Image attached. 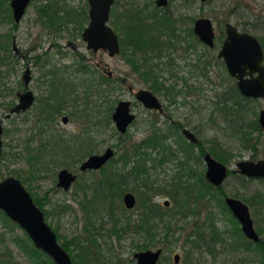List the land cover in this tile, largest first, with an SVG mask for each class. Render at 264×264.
Wrapping results in <instances>:
<instances>
[{
  "label": "rangeland",
  "instance_id": "obj_1",
  "mask_svg": "<svg viewBox=\"0 0 264 264\" xmlns=\"http://www.w3.org/2000/svg\"><path fill=\"white\" fill-rule=\"evenodd\" d=\"M64 1L73 7L78 16H76L73 22L64 24L68 30L60 31L59 33L51 31L42 23L43 20L37 18V13L40 12L38 6L46 4L48 0H30L25 13L15 26L14 21H6L0 18V54L3 53L1 50H4L2 47L4 34L10 33L11 35L9 42L10 57L8 58L5 53L7 59L4 62L0 59V116L6 111L5 103L15 99L14 93L16 88L18 89L19 75L24 63H29L36 67L37 62L32 60L35 55H48L51 59L56 60L57 50H55L54 46L49 48L53 40L60 46H65L67 40L71 39L84 49V43H81L80 28L86 25L87 18H84L81 14L83 10L87 12L89 8L88 0ZM124 1L119 0V2L114 4V12L121 10ZM144 1L146 0H133L132 2L135 5H140ZM152 2L153 0L147 2L150 4L148 8L153 7ZM169 8L172 9L176 16L180 17L208 16L214 21L216 30H219L220 26H222L223 23L220 24L221 21L223 22L225 19H228L236 23L239 28L246 25L248 27L247 30L253 32L259 38L263 35L262 24L259 20L264 19L262 18L264 17V0H171ZM247 20L253 22V24H245ZM183 21H185L183 26H190V19H184ZM74 23H76L78 30L73 29ZM69 29H71L70 32H68ZM31 48L32 50H30ZM67 50H71V48L67 46ZM164 50L167 53L159 61L157 73L159 77L162 76L166 80V83L172 82L175 79L174 77H177L176 87L182 89V92L177 95L176 100L170 102L171 104L163 99V101L168 103L167 108L168 112L171 113L170 115L184 124L188 123L187 125L190 128H194L197 136L208 150L211 146L214 147L216 145V148H218L215 150L220 151V154L226 157L225 163L230 169L236 168L235 163L239 159L264 157V130L258 132L257 130L248 128L253 136L259 133L261 141L256 146V149L243 146L238 138L240 133L233 130L232 122L224 118L223 114L216 108L214 101L218 97V92H221L228 85H234L235 83L234 79L228 76L222 61L217 60V48H207L205 46L203 48L201 44H198V48H191L183 58L176 57L177 51L175 55L169 45H166ZM43 52H46V54ZM169 53L175 60L171 69L167 67ZM197 53L199 55L203 54L204 60H208V77L198 75V71L194 67V64L198 62ZM107 61L109 64H116L111 65L116 74H118V67L127 75V82L124 84L112 82L113 87L109 88L108 93L109 103L114 105L116 97L133 99L128 85L131 84L136 88L145 85L144 81L133 78V75L136 74L135 71L126 62V59L120 55L114 57L107 56ZM154 61L158 62L157 58H154ZM170 70L175 72L176 76H171ZM184 78L187 79L186 82L188 84L192 85L193 92L190 94H185L187 91H185ZM184 96H186L185 99ZM248 104L251 110L246 113L247 118H256L259 109L264 107V97L252 99ZM151 116H154V113L146 110L140 111L139 118L128 129L129 137L134 141L142 138L148 131ZM4 122L10 125V128L3 133L4 141L8 140L14 144V151L20 153L13 157L9 152L10 148L4 145L6 154L0 158V178L8 174L20 175L17 177L21 179L31 195L36 199H41L43 209L46 212V220L58 235L59 243L62 244L65 240L69 241L66 250L70 254L73 264L75 261L77 264H91L93 262V264H136L133 253L140 249L138 244H142L147 238L143 233L132 232L130 230L123 232L121 228L125 218L136 221L140 217V197L149 195L153 201L159 203H162L165 198L169 199V205L162 206L164 213L173 211L176 201L175 197L177 200H182L184 197L183 192L175 194L172 187H170L173 181L171 179L175 175L176 167L174 163L165 162L164 167L158 164V167L155 168L153 166L154 163L148 161L145 164L147 170L145 169V172L140 174V178L137 181L130 172L134 166L132 162L134 155L132 154L131 160H129L122 170L126 174V177L121 183V187L132 191L136 195V204L133 208H126L124 206L122 194H116V189L112 190L114 193L112 192L113 194L111 195L108 193L103 195L106 192L104 188L101 191L95 190L94 179L95 177L102 176L98 170L83 174L86 178L90 177L89 182L92 181V185L86 188L85 191L74 190L73 188L67 192L58 191L54 189L56 171L61 166H67L76 170L78 163L71 161H66L67 163L65 161L48 162L47 168L41 170V172L39 171L38 176V174L33 172V168L25 161V156L21 153L23 137L27 134V129L21 124L19 117L15 121L4 120ZM160 122V132L162 134H169L167 141H170L171 136H174V134L178 136V131L174 133L168 119H163ZM113 128L114 124L111 121L107 123L106 127H96L92 131L94 139L93 150H103L105 146L117 143V132ZM73 131H77V129ZM114 149L116 150V156L122 152L119 147L118 149L114 147ZM148 150H152L149 154L155 158L161 154L158 148ZM194 154H198L196 147L194 148ZM193 164L200 169L205 167V162L202 158L201 160H194ZM114 167L120 168L119 162L114 164ZM153 179L158 180V187H166L169 192L161 191L151 194L153 188L150 189L149 186L150 181ZM143 182H146L147 186ZM262 187H264V184L260 180H247L242 174L237 172L228 175L223 182L224 190L231 195H250L254 190ZM203 201L204 199H201L196 204L199 211L198 214H192L190 211H187L188 213L186 212L185 215L179 211L172 214L171 220H167L171 227L167 238L164 237L162 230H157L155 240L150 241L147 245L149 248L162 247V254L157 264L174 263L172 256L175 252H179L181 255L180 261L177 264H182L186 261L184 250L188 249L189 246L185 244V235L192 229V224L196 219L197 222L201 223L208 208L213 212L212 215H214L218 228L226 230L233 227V222L231 223L226 218L230 217L228 212L223 213L214 202L210 203L206 209L201 203ZM111 204L114 207L110 212L109 208ZM251 215L257 229L264 225V207L260 210L252 207ZM165 217L168 218L167 215ZM88 221H92V224L87 223ZM4 228H6L5 239L4 243L0 244V246L10 250L12 261L14 260L11 264H34V258L26 253L19 243L22 240L21 238H25V231L19 225L16 226L9 223L8 227H4L0 222V231L4 230ZM115 228H118V230L115 231ZM261 234L263 235L264 231ZM228 239L232 241V236ZM26 242L29 241L27 240ZM92 242H94V245ZM87 245L93 249L90 256L81 252V247ZM255 251L257 250H241L230 253L225 251L217 256L214 263L264 264V259L260 260V253H256ZM250 253L257 255L249 259ZM203 259H205V262L201 264H210L212 257L207 254L203 256Z\"/></svg>",
  "mask_w": 264,
  "mask_h": 264
},
{
  "label": "flooded vegetation",
  "instance_id": "obj_2",
  "mask_svg": "<svg viewBox=\"0 0 264 264\" xmlns=\"http://www.w3.org/2000/svg\"><path fill=\"white\" fill-rule=\"evenodd\" d=\"M9 1L10 0H8V2ZM132 1L133 0H125L121 10L114 12L113 6L115 3L119 2V0H113L109 10L108 18L105 20V23L111 27V29L114 31V33L117 36L119 50L115 54L110 55L108 50L101 46L96 49H94L93 47H88L87 42L83 40L82 31L89 21V13L87 10L86 16L83 15L84 18H87L86 25L80 28L81 38H82L81 43H84L83 44L84 49H82L81 46L77 45V43L71 39L67 40L65 46H60L58 43H56L53 40L49 48L54 46L55 50H57L56 60L51 59L48 55L46 56L35 55L32 60L37 62V66H36L37 68L34 67L33 65H30L29 63L28 64L24 63L22 65V70L19 75L18 89L16 88V91L14 93L15 99L9 100L8 102L5 103L6 111L2 116H0L1 124L3 128L1 134L2 152L0 158H2V156L6 154V151L4 150V145L10 148L9 152L12 156L13 154L17 155L18 153H20L14 151L15 149L14 144L10 143L8 140L4 141L3 139V133L10 128V125L8 123H5L4 120L15 121V119L19 117L21 124H23L25 129H27V134L23 137L24 140H23L21 153H23V156H25V161L28 164H30V162L36 164L35 166L36 169L33 172L38 174L39 171L41 172V170L47 168L48 162H54V163H56L55 161H61V162L65 161V163H67L66 161L76 162L78 163L76 166V170L67 166H61L56 171L55 173L56 181H55L54 189L62 192H67L72 188L74 190L78 189L85 191L86 188L92 185V181L89 182L90 177L86 178L83 175L84 173L86 172L91 173L93 171L98 170L99 174H101L103 178H106L107 171H109V168L112 167V164L114 166V164H117L119 162V166L122 167L121 170L125 168L126 165L123 164V155L121 154L122 152L120 154L118 153V155L116 156L115 155L116 150L114 149V147L117 149L119 147V149L123 151L122 148L125 145V138H130L128 129L139 118V112L142 110H146L154 113V116H151V120H150L151 122L148 131L143 135L142 138H140L137 141H134V145L138 147L139 144L143 143L142 145L146 147L147 145L145 140H147L148 143L151 142L149 149H155L156 147L154 146L155 143L154 140H157L163 142V144L168 147L167 150L168 153L167 155L159 154L158 157L156 158L151 154H149L147 155V157H145V159L147 160L144 159V162L148 163V161H151L155 163L153 164L155 168L158 167V164L164 167L165 162H172L176 167L174 177L177 176V174H183V173H184V177L187 175L186 174L187 172L186 171L184 172V169L187 167V163L191 166L192 169H196L197 171L201 172L207 182L217 187V189L214 190L215 191L217 190L219 192V195L223 198V201L225 203V207L223 205H219L214 198L209 199L208 196L209 194H205L202 197L204 201L201 202L203 207L207 209L209 204L214 202V204L217 205L223 213L228 212L230 214V217L228 216L226 218H228V220L231 223H232V220L230 219L231 217H233L235 220L237 219L225 202L226 196H234L243 200L248 205L250 214L252 207L253 208L255 207L260 210L264 206L261 207L259 206L258 203H254L257 201V198L256 197L253 198V195L259 190H264V187L254 190V192L251 193L250 195H245L248 199H243L240 196L231 195L227 193L223 188V182L228 175L237 172L242 174L243 177L246 178L247 180L258 179L261 181V183L264 184V175L249 176L239 172L237 170V166L236 168H232V169L228 168V166L225 163L226 157L224 156V159H220L215 153H213L214 151L212 149L218 148V147L216 148V145H214V147L211 146V148L208 150L204 146L203 142L197 136V132L194 131V128H190L187 125L188 123L184 124L182 121L173 118L170 115L171 113L168 112L167 104L172 101H175L177 95H179V93L182 92V89L176 87L177 77H174L175 79L172 82L166 83L165 82L166 80L162 76L159 77L157 73L159 67L158 66L159 61H161L163 55L167 53V51L164 50L166 45L170 46L171 50H173L175 55L177 51L176 57L179 58H183L186 52H188V50H190L191 48H195V49L198 48V44H201L203 48L204 46L207 48H217L216 51L217 60L222 61L228 73V76L233 78L235 83L234 85H228V87L223 88L221 92H218V97L216 98V101H214L216 108L219 110V112L223 114L224 118L232 122L231 124L233 130H235V132L237 131L238 133H240L238 138L243 146H245L244 145L245 143L244 141L242 142V138H241L243 131L246 133V135L243 136V139H245L246 136L256 137L259 135V142H260L261 141L260 134L257 133V135L253 136L251 135V131L248 130V128H250L251 130L253 129L250 123H251V119L254 118L251 117L247 118L246 113L249 110H251L248 104L250 100L256 98H263L264 96L253 97L241 93L237 88V84H236L238 77L232 74L228 70L223 56L219 54L223 41L226 37L225 25L227 22L233 23L237 27V30L239 32H248L253 34L254 36L256 35L253 32L247 30L248 27L246 25H243L242 28H239L236 23L228 19H225L223 22L221 21L220 24L223 23L222 26H220L219 30H216L214 21L212 20V18L209 17L213 25L214 36H213V45H208L199 38V36L195 33V29H194L195 20L203 16H197V17L176 16V14L172 11V9L169 8L171 5V0H166L165 3H160L159 0H153L152 8H148L150 6V4L147 3L149 0L144 1V3L140 5H135ZM200 1H205V0H200ZM64 13L65 12H38L37 18L38 19L48 18V17L54 18L55 25L48 28L53 32L59 33L60 31L68 30V28L64 24L74 21V20L59 21L57 18L64 17ZM72 15L75 16L76 13ZM184 19H190L191 21L190 26H185V25L183 26V23L185 22L183 21ZM259 21L262 24L263 35L260 36V38L258 36L256 37L259 40V43L262 48L263 59L261 61V64L264 66V19H261ZM58 22L60 27H57ZM247 23L251 25L253 24V22H250L249 20L245 22V24ZM127 25L131 27L134 26L135 33L132 32V30L130 32V29L127 27ZM73 29L78 30L77 25L73 26ZM70 31L71 29H69L68 32ZM67 46H69L71 50H67ZM30 50H32V48ZM43 53L46 54V52ZM117 55H120L121 57L126 59V62H128L131 65V68L136 73L135 75H133V78L143 80L145 85H141L135 88L133 85L129 84L128 88L132 94L133 99L116 97L114 100V105H112L111 103H109L108 100L109 90L111 89V87H113L112 82L113 81L120 82L123 84L127 82V75L124 73V71L117 67L118 74H116L114 68L111 66L116 64L115 63L109 64L107 61V56L114 57ZM203 56H204L203 54L199 55L197 53L196 57L198 62L194 64V67L198 71V75L200 74L208 77V72H207L208 60L207 61L204 60ZM168 57L170 59L168 58L167 60V67L171 69V66H173L175 60L171 57L170 53ZM154 58H157L158 62H155ZM248 71H249V67H245V73H243V77H250L257 75L256 71H254L252 75H250ZM170 75L176 76V73L170 70ZM186 81L187 79L184 78V82L186 86L185 91H187L185 92V94H190L193 92L192 85L188 84ZM139 89H147L151 91L152 94H154L157 100L159 101L160 107H155V106L151 107L145 105L143 99L137 95ZM24 93L28 94V96L26 97V99L28 100V105L26 107H20L18 110H12V108H14L18 103L21 104L25 103V100L24 102H20V96ZM185 97L186 96H184V99ZM227 97H229L227 102L229 106L228 108H226L225 111L224 110L221 111L219 106L223 103H221L220 100L222 98H227ZM237 98L240 100V104H242L240 108L244 112V117L239 118L238 121L236 122V120H234L232 116L234 115L235 112L234 101ZM163 99L166 100L168 103L166 101H163ZM121 100H126L129 102L128 104L129 112L133 114V119L127 124L126 129L124 131L119 130L112 115L113 112L115 111L116 106ZM183 103L185 102L183 101ZM135 107H137V109H135ZM262 108H260L259 111ZM259 111L256 117L259 128L253 130H257L258 132H261L262 130H264V127L260 124L259 121ZM223 112H225V114ZM253 112H255V110H253ZM160 116H162V118H160ZM163 119L169 120L170 126L173 127L172 130L174 131V133L175 131H178V136L174 134V136H171L172 139L170 138V141L168 140L169 142L167 141L169 134L168 135L167 133L162 134L160 132L161 131L160 121H163ZM111 121L114 124L113 129H115L117 132V141H116L117 143L115 142L116 143L115 145L105 146L103 150H93L94 139H93L92 131L95 130L96 127H106L107 123ZM75 126H77V128H75ZM183 128L190 130L196 136L197 140L193 141L189 139L187 134L183 132ZM74 129H77V131H73ZM259 142L256 143V146L259 144ZM189 144L192 145V149L190 152L189 149L187 148ZM155 145H157V143ZM109 146L112 147L113 153L111 157L101 166H99L98 168H85V169H82L80 167L81 163L85 161L90 155L103 153L104 151L107 150V147ZM201 146L203 147V150L202 148H200ZM195 147L198 149L197 155L194 154ZM246 147L252 148L251 146H246ZM137 150L140 152L139 147ZM151 151L148 150L149 153ZM206 152L210 153L211 156L217 159L218 161L223 162L227 167V174L223 179V181L219 184L211 183L205 176L207 165L204 156ZM140 155H144V154L141 153L139 155H136L135 153L134 158L140 157ZM131 158L132 156L130 155V157H128V160H131ZM201 158L205 162V167L203 169L197 168L193 164L194 160H198V159L201 160ZM259 158H263V157H259ZM242 159H246V158H242ZM257 159L258 158L252 160H257ZM179 163H184V164L181 165ZM62 169H67L68 171L75 174L74 179L69 183L67 187H65V185L60 183L59 172ZM96 178L97 177H95L94 179V187H96V182H97ZM158 184H159L158 180L156 179L150 181L149 187L150 189L153 188L154 190L151 191V194L165 191L166 187H162V188L158 187L157 186ZM101 190L102 188L98 189V191ZM112 190L113 189H111V191ZM126 191H130V190H125L122 193V196ZM166 191H168V189H166ZM166 199L167 198H165L164 200ZM150 200L153 202V204L155 205L158 204L160 206L163 205L167 206L170 203L169 199H167L168 200L167 204L164 203V200L162 201V203L153 201L152 197H150ZM36 201L39 205H41V207L40 206L39 207L43 210L46 219V212L43 209V204L41 199H36ZM252 202L254 203V205L251 204ZM198 212L196 214H198ZM182 214L185 215L186 212ZM212 214L213 212L208 208L204 219L201 221V223H199L198 221L197 224H199V226L202 227V229H204L205 231H209V228L211 227V223L212 224L215 223L217 230L221 232L222 235L226 237L228 241H230L228 238L232 236L231 235L232 228L229 229L227 228L226 230H221L220 228H218V225L216 224V220L214 219V215ZM152 218H154V216H152ZM237 222L241 232L243 233L238 220ZM253 224H254V220H253ZM254 228L259 233L261 240L262 234L259 231V227L257 229L254 225ZM152 232L154 234L153 237L146 236L148 240L153 238L150 241L155 240V229H152ZM243 235L245 236L244 233ZM233 238L234 237L232 236V242H233ZM245 238L250 241H253L246 236ZM184 241L186 242L185 244L189 246L188 241L186 239ZM147 248L149 247H141L139 250H144ZM157 248H161V252L156 261V264L158 263L162 254V247L159 246L152 249H157ZM175 253L179 254V260L177 262L174 259ZM175 253L172 256L174 263H170V264H177L180 261L181 258L180 253L179 252H175Z\"/></svg>",
  "mask_w": 264,
  "mask_h": 264
},
{
  "label": "water",
  "instance_id": "obj_3",
  "mask_svg": "<svg viewBox=\"0 0 264 264\" xmlns=\"http://www.w3.org/2000/svg\"><path fill=\"white\" fill-rule=\"evenodd\" d=\"M30 0H10L12 19L18 23L25 13ZM113 0H88L89 21L82 31V38L87 42L88 47L94 49L98 47L106 48L110 55L119 50L117 36L114 31L105 23L108 18L109 10ZM165 3L166 0H159ZM226 37L223 41L219 54L223 56L228 70L238 77L237 88L247 96H264V66L261 64L263 52L259 40L256 36L248 32H239L237 27L231 23H226ZM195 33L208 45H213L214 30L211 19L207 16L199 17L194 24ZM245 67H249L248 73L256 76L243 77ZM238 70V72H237ZM137 95L143 99L147 106L160 107V103L147 89H139ZM28 94L20 96V102L12 110L26 107ZM27 101V102H26ZM129 102L119 101L113 112V118L119 130L124 131L127 124L133 119V114L129 112ZM11 110V111H12ZM259 121L264 127V108L259 111ZM2 124L0 119V155L2 152ZM189 139L196 141V136L188 129L183 128ZM112 147H107L103 153L92 154L81 163V168H98L105 163L112 155ZM206 178L214 184L223 181L227 174L226 165L205 153ZM237 170L249 176L264 175V157L252 160L249 158L241 159L236 162ZM60 183L67 187L74 179L75 174L62 169L59 172ZM63 181V182H62ZM123 203L127 208L133 207L136 202L135 194L126 191L123 196ZM225 202L229 209L239 221L241 229L246 237L253 241H259L260 235L254 228L253 219L248 205L240 198L226 196ZM168 203V200H164ZM0 209L15 221L29 236L35 247L46 253L55 264H73L68 251L59 243L55 231L47 222L43 210L35 203L32 195L27 190L22 181L14 175H6L0 179ZM161 252V248L137 250L133 253L136 264H156ZM174 259L179 260V254L175 253Z\"/></svg>",
  "mask_w": 264,
  "mask_h": 264
},
{
  "label": "trees",
  "instance_id": "obj_4",
  "mask_svg": "<svg viewBox=\"0 0 264 264\" xmlns=\"http://www.w3.org/2000/svg\"><path fill=\"white\" fill-rule=\"evenodd\" d=\"M38 8L40 12H65L64 17L57 18L59 21L60 20L62 21L75 20L76 16H78V14L75 12L73 7L69 5L67 2H65L64 0H60V1L48 0L46 4H41L38 6ZM74 13H76L75 16L72 15ZM81 15L86 16V11L83 10ZM0 18L6 21H11V22L13 21L12 14H11V8L9 6L8 0H0ZM41 20H43V24H45V26L47 27H52L55 25L54 18L52 17L42 18ZM74 25L76 26L75 23ZM14 26H15V23H14ZM57 27H60L59 22H58ZM127 27L130 29V32L132 30V32L135 33L134 26L131 27L127 25ZM10 40H11L10 33H5L4 38L2 40V47L4 50H1L3 53L0 54V59L3 62L7 59V56L8 58L10 57V51H11L9 48ZM5 53L7 54V56H5ZM228 98L229 97L222 98L220 100L221 103H223L219 106L221 111L223 110L225 111L226 108H228L229 106L227 103ZM234 102H235V112L232 117L237 122L239 118L244 117V112L240 108L242 106V104H240V100L237 98L235 99ZM223 113L225 114V112ZM250 125L252 126L253 129L259 128L256 118L251 119ZM244 135H246V133L243 131L241 138H242V142L244 141L245 143L244 145L251 146L252 148L256 149V143L259 142V135L256 137L246 136V138L243 139ZM154 141H155L154 146L158 148L161 154L167 155L168 147L165 146L163 142H160L157 140H154ZM145 142L147 145L146 147L142 145L143 143L138 145V147L140 148V152L143 153L144 155H140V157L133 159L132 162L134 166L130 170L131 175L134 178H136L137 181H138V178H140V174L144 173L145 169L147 170V168L145 167L146 162H144V159L145 157H147V155H149L148 149H149V146L151 145V142L148 143L147 140H145ZM156 143L157 145H155ZM138 147L134 145V140L131 137L125 138V145L123 146L122 148L123 151L121 153L123 155V164L127 165V163L129 162L128 157H130L131 154L132 155H135V153L136 155L141 154L137 150ZM187 148L189 149V152H190L192 149V145L189 144ZM200 148H202L203 150L202 146ZM212 150L214 151L213 153H215L220 159H224V156L221 155L220 152L216 151L215 149H212ZM15 155L16 154H13V156ZM179 164L182 165L184 163H179ZM29 165L33 168L32 170L36 169L35 163L30 162ZM121 169H122L121 166L120 168H116L112 164V167L109 168V171H107L106 178H103L102 176L96 178L97 182H96L95 190L98 191V189L104 188L106 189V192L103 193V195H106L107 193L111 195L114 193L113 191H111V189H116L117 193L122 194L125 191V189L121 187V183L125 179L126 174L123 173ZM185 171L187 172L186 173L187 175L185 177L183 173V174H177V176L171 179L173 180L171 183V187L174 190L173 193L181 194V192H183V195H184L182 200H177L175 197V200H176L175 207L173 208L172 212L164 213L162 210L163 207L158 204L157 205L153 204V202L150 200L149 195L144 196V197L141 196L140 201H139L140 217H138L136 221L135 220L133 221L130 218L128 219L125 218V221H124V224L122 225L121 230L123 232L127 230H130L132 232H140V233L145 234V236L147 237L149 236L153 237L154 234L152 232V229H155V234L157 233V230L160 229L162 230V233L164 232V236L167 237L171 229L170 223L167 220L169 221L171 220L170 217L172 216V214L177 211L181 213L190 211L192 214H196L198 212V207H196V204H198V202L201 201L202 197L205 194H209L208 195L209 199L214 198L215 201L219 205H223L225 207L223 198L219 195V192L217 190L216 191L214 190V189H217V187L207 182L201 172L197 171L196 169H192L188 163H187V167L184 169V172ZM143 184L147 186L146 182H143ZM165 191H166V188H165ZM236 195L242 197L243 199H248L244 195H240V194H236ZM254 197L257 198V201L254 203H258L259 206L263 207L264 206V190H259L258 192L254 193L253 198ZM33 199L35 203L41 207V205L37 203L36 199L35 198ZM254 203L252 202L251 204L254 205ZM113 207H114L113 204H111L109 208L110 212ZM166 215L168 218L165 217ZM152 216H154V218H152ZM112 217L114 218V216ZM230 219L233 222V227H232V232H231V235L234 237L233 242L228 241L227 238L224 237L222 233L217 230L215 223L214 224L211 223V227L209 228V231H205L204 229H202V227L199 226V224H197V221L195 220L192 224L193 226L192 229L186 233L185 239L188 241L190 248L184 250L186 253L185 254L186 261L183 264H201L205 262V259H203V256L204 255L206 256L207 254H209L212 257L210 264H215L214 262L217 256H219L221 253L225 251L229 253L234 252V251L239 252L241 250L243 251L257 250L255 252L256 253L259 252L261 256L260 260H263L264 259V234L262 235V238L260 241H257V242L250 241L246 239L243 233L241 232L237 220H235L233 217H231ZM0 222L4 227L6 226L8 227L9 223L11 225H16V226L18 225L15 221L9 218L4 213V211L1 209H0ZM87 223L92 224V221L91 222L88 221ZM117 230L118 228H115V231ZM259 231L260 232L264 231V225L259 227ZM5 232H6V228L0 231V244L4 243ZM24 235H25V238H21L22 240H20L19 243L21 245V248L26 253H28L30 256L34 258V264H55L54 261L48 255H46L41 249L34 246V244L32 243L31 239L29 238L26 232ZM152 239L153 238H151L150 240ZM27 240L29 242H26ZM150 240H148L147 238V240L144 241L142 244H138V247L140 248L147 247V245L150 243ZM68 242H69L68 240H65L61 245L66 249ZM92 243L94 245V242ZM81 250L83 254H86L89 256L93 252V249L89 247L88 245L81 247ZM256 255L257 254L250 253L249 259H251V257H254V256L256 257ZM13 261H12L10 250L7 248L4 249V247L0 246V264H11L13 263ZM74 264H77V262L75 261Z\"/></svg>",
  "mask_w": 264,
  "mask_h": 264
}]
</instances>
